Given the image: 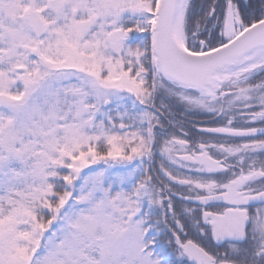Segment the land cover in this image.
<instances>
[{
  "label": "snow or ice",
  "instance_id": "1",
  "mask_svg": "<svg viewBox=\"0 0 264 264\" xmlns=\"http://www.w3.org/2000/svg\"><path fill=\"white\" fill-rule=\"evenodd\" d=\"M0 264H264V0H0Z\"/></svg>",
  "mask_w": 264,
  "mask_h": 264
},
{
  "label": "trees",
  "instance_id": "2",
  "mask_svg": "<svg viewBox=\"0 0 264 264\" xmlns=\"http://www.w3.org/2000/svg\"><path fill=\"white\" fill-rule=\"evenodd\" d=\"M253 2H255V0H253ZM206 117H189V119H204Z\"/></svg>",
  "mask_w": 264,
  "mask_h": 264
},
{
  "label": "flooded vegetation",
  "instance_id": "3",
  "mask_svg": "<svg viewBox=\"0 0 264 264\" xmlns=\"http://www.w3.org/2000/svg\"><path fill=\"white\" fill-rule=\"evenodd\" d=\"M204 119H206V118H204Z\"/></svg>",
  "mask_w": 264,
  "mask_h": 264
}]
</instances>
